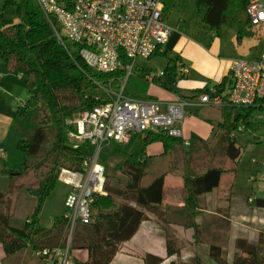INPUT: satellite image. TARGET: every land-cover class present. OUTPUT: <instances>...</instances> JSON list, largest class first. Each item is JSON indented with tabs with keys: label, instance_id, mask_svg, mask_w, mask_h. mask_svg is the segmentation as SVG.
<instances>
[{
	"label": "trees",
	"instance_id": "trees-1",
	"mask_svg": "<svg viewBox=\"0 0 264 264\" xmlns=\"http://www.w3.org/2000/svg\"><path fill=\"white\" fill-rule=\"evenodd\" d=\"M245 2L166 0L163 19L174 30L163 48L160 46L152 55L163 53L168 60L162 74L151 73V68L145 65L142 74L147 79L153 74L150 81L178 92L177 77L185 73L177 65L181 67L184 63L180 53L173 49L180 36L186 34L208 46L212 35L225 22L236 27L238 38L245 34L257 36L248 58L258 57L264 46V29L257 31L251 27ZM9 3L16 4L17 21L4 13ZM66 44L57 38L34 0H5L0 8V59L8 70L21 75L29 97L18 104L12 119V125L21 134L17 147L22 153V164L1 169L7 174L6 185L0 187V241L5 250L2 264H32L33 249L67 243L69 225L65 211L54 217L51 225L41 221L40 212L61 169L82 170L83 161L92 156L94 145L87 139L74 144L68 136L73 124L66 119L108 99L109 95L102 97L95 89L111 79L113 87H120L119 77L124 75L120 70L111 73L94 69L80 55L76 44ZM225 81L226 75L215 84L222 85ZM205 88L203 85L179 91L181 96L196 97ZM144 97L153 98V95ZM255 108L264 109L256 105L225 104L216 110H194L212 128L207 137L192 133L188 146L180 136L154 130L144 131L142 146L135 153L123 151L124 143L104 144L100 155L105 162V183L94 196L90 221L75 223L69 250L86 248L90 259L108 263L120 244L135 234L151 212L167 222L192 227L194 236L217 264H264V232L260 230L253 239L235 235L232 222L235 212L207 202L206 195L219 187L223 164L212 163V157L206 166L195 161L200 151H211L214 156L225 150L228 158L238 162L242 147L231 133L241 123H251L250 114ZM153 141H160L163 150L147 152V144ZM169 172L183 178L185 197L179 206L163 203L164 181ZM29 173L35 175L37 184L26 186V190L36 200L23 222L13 224L11 193L18 177ZM234 194L237 193L231 191V199ZM249 196V193L240 194L245 201ZM250 202L253 207L264 208V196H253ZM165 244L168 254L180 251L178 241L171 234L165 235ZM145 260L146 264H158L163 257L147 253Z\"/></svg>",
	"mask_w": 264,
	"mask_h": 264
},
{
	"label": "built area",
	"instance_id": "built-area-1",
	"mask_svg": "<svg viewBox=\"0 0 264 264\" xmlns=\"http://www.w3.org/2000/svg\"><path fill=\"white\" fill-rule=\"evenodd\" d=\"M34 1L61 43L76 44L84 60L98 71H122L120 84L133 72L136 60L149 58L169 40L174 30L163 19L166 0ZM244 7L250 22L264 27V0H246ZM179 70L188 72L184 65ZM156 73L162 74L163 69ZM153 78V74L148 75L149 80ZM111 80L107 88L108 99L66 119L73 124L68 132L69 139L74 144L87 139L94 145V150L92 156L83 161L82 170L62 168L59 173V178L71 186L64 200L69 225L67 243L33 249L30 253L32 264H66L69 260L72 229L78 220L90 221L94 196L105 183V163L100 155L104 144L111 141L126 143L133 132L145 130L164 131L180 136L185 144H190L182 129L188 104L197 107L225 104L264 107V46L258 57H232L226 81L222 85H206L194 98L181 96L164 102L132 96L124 94L122 87L114 89Z\"/></svg>",
	"mask_w": 264,
	"mask_h": 264
},
{
	"label": "rangeland",
	"instance_id": "rangeland-1",
	"mask_svg": "<svg viewBox=\"0 0 264 264\" xmlns=\"http://www.w3.org/2000/svg\"><path fill=\"white\" fill-rule=\"evenodd\" d=\"M4 2L5 0H0V8L3 7ZM4 13L11 20H18L15 3H9L4 8ZM251 27L257 29V31L264 29L262 25L252 24ZM180 37V43L177 44L178 41L176 42L177 46L175 44L176 47L174 46L173 52L180 53L179 48H185L186 43H188L187 41H191L197 45L191 48L193 52L192 56L195 57V61L193 59H190V61H187L186 59L183 60L185 64L192 63V70L188 78L199 79L198 82L200 84L204 83V85H212L217 81H220L222 76H224L223 74L226 71L225 68L227 64H230L231 58L234 56L248 57L251 54V50L254 48V44L257 43V36L252 37L250 34H245L238 38L236 36V27L227 22L221 24L218 28L217 34L212 35L210 40L211 43L208 46L194 40L186 34H182ZM162 48L163 46H161L160 49ZM167 60L168 57L163 53H157L149 58H138L133 72L128 75L126 81L121 83L120 87L113 88L121 89L122 87L124 94L128 95H153L163 101L174 99L175 91L158 84L156 81L148 80L146 75L142 74L141 70L142 66L145 65L151 68V73H156V70L162 69L166 66ZM177 66L180 68L179 64ZM185 78V75L177 77L176 88L178 89V92L179 90H184L183 86L185 84L181 85L179 82ZM187 83L188 82H186V84ZM102 86L103 85H100L94 92L105 97L108 94L107 88L109 86L108 84L104 85V87ZM3 94L4 95H0L2 98L0 104L4 106L8 105L9 107L12 106V108L14 107V111H16L18 104L24 103L29 97L23 79L18 80V83L14 86V95L8 93ZM200 108L212 110L218 109V107L211 106ZM249 119L251 123H241L231 133L236 143L242 147V153L238 163L228 158L225 154V150L220 151L214 156H211V151H200L199 154H196L195 161L198 164L206 166L210 157L213 159L212 163L223 164L225 160H228L223 164L225 166V177L223 181L225 182L228 180V175H230L231 182L246 193H249L252 196H264V109H253ZM12 128L13 129L9 132L5 142V148L8 155L6 158L9 162L14 161V164L20 165L19 160H22V153L17 147V141L21 134H19L20 132L15 126L12 125ZM143 135V131H135L131 139L122 144L123 151L126 153H135L139 151L142 146ZM184 138L188 137L184 135ZM160 144V141L150 142L146 146V151H149L152 146L158 147ZM185 145L188 146L189 144ZM251 177H256V179H252ZM36 184L37 179L33 173L20 176L16 180L13 192L11 193L10 206L11 222L13 224H21L27 214L31 212L36 198L26 190V186H35ZM70 189L71 186L68 183L64 182L61 178L58 179L52 193L46 197L40 212V219L44 224L51 225L53 219H55L54 217L59 216L63 212L65 209L64 200ZM180 189L179 186V194L181 193ZM180 196L181 195H179V197ZM236 203L244 208L239 210L240 207H238V210H233V212H235L233 218L235 221H238L233 222L235 223L233 227L235 231L234 234H240V221L244 219L250 221L252 224H256L258 228L264 232V209L254 208L251 205L252 203L250 200L245 201L244 198H240ZM171 235L177 241L179 240L178 244L184 251V254L182 256L180 254L179 256V264H217L208 257L206 250L202 246L203 244H201V242L194 236V230L192 227L179 226V237H177L175 233ZM196 253L199 254L197 255ZM78 263L80 264V262ZM92 264H103V262L94 260L92 261Z\"/></svg>",
	"mask_w": 264,
	"mask_h": 264
},
{
	"label": "crops",
	"instance_id": "crops-1",
	"mask_svg": "<svg viewBox=\"0 0 264 264\" xmlns=\"http://www.w3.org/2000/svg\"><path fill=\"white\" fill-rule=\"evenodd\" d=\"M180 40H181V37L179 38L177 44L180 43ZM187 42L188 43H186V45L184 44L185 48L183 49L179 48L181 59L184 63V66L188 68V72L184 74L186 78L179 82L181 85L185 84L183 86L184 90L182 91L204 85V83L200 84L198 82L199 79L188 78L192 70L191 69L192 63L185 64L183 59H186L187 61H190V59H193L195 61V57L192 56L193 52L191 48L197 45L192 43L191 41H187ZM225 70L226 71L223 74L224 76L228 73L229 64H227ZM18 80H22L21 75L8 70L5 63L0 59V94L4 95L3 93H8L10 95H14V86L18 83ZM185 81L188 83L186 84ZM174 93H175L174 99L181 97L180 91L174 92ZM183 97L194 98L195 96H183ZM153 98L158 99L156 96H153ZM1 100L2 98H0V101ZM6 106L8 105L4 106L0 104V182H1V187H4L7 182V174L2 173L1 169L3 167L20 166L23 161V157H22V160L21 159L19 160L20 165L18 164L16 165L14 164L15 163L14 161L9 162L6 158L8 157V155H7L6 148H5V142L9 135V132L13 129L12 119H13V115L15 112L14 107L12 108V106L10 107L9 106L6 107ZM199 108L200 107H197L192 104H188L186 106V115L182 123V129H183V134L188 138L190 137L192 133H196L200 135L201 137H207L211 133V128H212L211 124L194 112V110L199 109ZM162 150H163V145L161 143L158 147L152 146L147 152L158 153ZM226 161L228 160H225V162ZM224 177H225V166L223 165V171L221 174L219 187L215 191L208 193L206 195L207 202L212 203L213 205L219 204L225 207H229L230 210H238V207H240L239 210L243 209L244 207H241L236 202L237 200H240L241 198L240 194H244L246 192L243 191L241 188H238L233 182H231L230 175H228V180H226L225 182L223 181ZM251 178L256 179V177H251ZM179 186L181 188L180 194H179ZM231 191H234L235 193H237V194H234L232 199L230 195ZM179 195L181 196L179 197ZM252 197H253L252 195L249 196V200H251ZM183 200H184L183 178L178 174H173L171 172L167 173L165 176V181H164L163 203L165 205H178L179 206L183 204ZM254 208H259V207H254ZM261 209H264V208H261ZM234 221L235 219H232V222ZM235 222H238V221H235ZM234 224L235 223H233V227H234ZM179 226H182V225L172 223V222H167L159 218L158 216H155V214L149 212L148 217L141 222L135 234L130 239L125 240L120 244L119 249L114 255L113 259L108 263L103 262V264H146L145 259H146L147 253H153V254L162 256L163 260L158 264H172V261H174L175 264H179V261H180L179 256L180 254L181 256L184 254L183 249L180 248V251L173 253V254H168L166 244H165V235L167 233L168 234L175 233V235L179 237L178 236ZM239 231H240V235L252 237L253 239L255 238V235L257 237V233L260 231V229L258 228L256 224H252L250 221L244 219L240 221ZM196 254L198 255L199 253H196ZM4 255H5L4 246H3L2 241H0V264H2V259ZM208 257L210 256L208 255ZM210 259L212 258L210 257ZM92 261L94 260L89 258L88 251L86 248H72L71 250H69V260L67 261L66 264H79L78 262H86V264H92Z\"/></svg>",
	"mask_w": 264,
	"mask_h": 264
}]
</instances>
